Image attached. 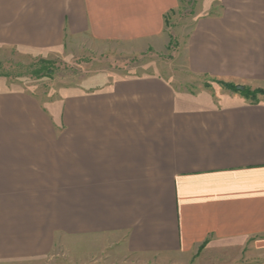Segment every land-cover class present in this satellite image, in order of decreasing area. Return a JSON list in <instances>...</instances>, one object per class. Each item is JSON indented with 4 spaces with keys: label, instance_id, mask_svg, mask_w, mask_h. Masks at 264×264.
Segmentation results:
<instances>
[{
    "label": "crops",
    "instance_id": "1",
    "mask_svg": "<svg viewBox=\"0 0 264 264\" xmlns=\"http://www.w3.org/2000/svg\"><path fill=\"white\" fill-rule=\"evenodd\" d=\"M203 4L183 45L188 71L264 90V0ZM177 6L0 0V47L154 43ZM73 240L107 260L204 248L264 264V99L141 77L44 101L0 80V263L46 259Z\"/></svg>",
    "mask_w": 264,
    "mask_h": 264
},
{
    "label": "rangeland",
    "instance_id": "2",
    "mask_svg": "<svg viewBox=\"0 0 264 264\" xmlns=\"http://www.w3.org/2000/svg\"><path fill=\"white\" fill-rule=\"evenodd\" d=\"M212 0H178L177 8L166 18L167 36L154 43H122L77 37L65 42L53 53H35L11 47H0V80L9 88L31 92L41 100H54L68 93L91 92L95 88L122 78L159 77L184 92L212 91L233 93L225 83L191 74L186 65L183 45L194 19L203 5ZM223 84V85H222ZM231 85V84H229ZM240 87L248 102L264 99V90ZM238 93V92H236ZM240 93V92H239ZM72 249H57L46 259L12 261L0 264H244L239 251L201 248L194 255L130 256L121 259L96 255L81 249V240H73ZM84 245L96 246L93 241ZM91 243V244H90ZM227 252V253H226ZM229 254L228 256L225 255ZM225 255V256H224Z\"/></svg>",
    "mask_w": 264,
    "mask_h": 264
},
{
    "label": "trees",
    "instance_id": "3",
    "mask_svg": "<svg viewBox=\"0 0 264 264\" xmlns=\"http://www.w3.org/2000/svg\"><path fill=\"white\" fill-rule=\"evenodd\" d=\"M223 86L226 87L228 90H231L233 93L238 92L236 94H240L241 96L246 97V99H247V96L244 95V93L242 92V89L240 87L235 88V87H232V85H229V84H224Z\"/></svg>",
    "mask_w": 264,
    "mask_h": 264
}]
</instances>
